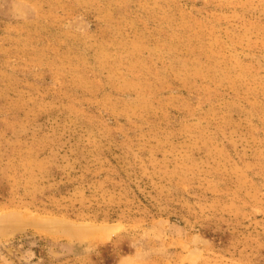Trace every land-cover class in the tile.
<instances>
[{
	"label": "rangeland",
	"instance_id": "obj_1",
	"mask_svg": "<svg viewBox=\"0 0 264 264\" xmlns=\"http://www.w3.org/2000/svg\"><path fill=\"white\" fill-rule=\"evenodd\" d=\"M0 264H264V0H0Z\"/></svg>",
	"mask_w": 264,
	"mask_h": 264
}]
</instances>
